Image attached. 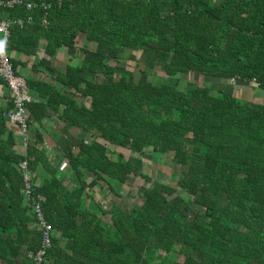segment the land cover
Here are the masks:
<instances>
[{
  "label": "trees",
  "instance_id": "1",
  "mask_svg": "<svg viewBox=\"0 0 264 264\" xmlns=\"http://www.w3.org/2000/svg\"><path fill=\"white\" fill-rule=\"evenodd\" d=\"M42 13L34 26L11 29L9 49L29 54L41 38L51 58L61 47L86 53L75 47L79 33L96 47L83 58L74 53L64 72L50 67L53 82L25 79L28 134L52 111L66 131L86 136H66L64 172L40 154L47 177L32 207L6 127L11 100L0 106V264H33L42 239L32 226L35 205L59 235L52 231L41 264H264V99L251 103L230 85L207 84L254 82L264 92V0H62L46 29L37 25ZM41 67L37 60L32 71ZM156 68L166 77L151 83ZM189 73L206 84L180 88ZM149 152L170 156L175 186L142 172ZM131 177L144 182L141 204L107 210L95 201L93 188L123 199Z\"/></svg>",
  "mask_w": 264,
  "mask_h": 264
},
{
  "label": "crops",
  "instance_id": "2",
  "mask_svg": "<svg viewBox=\"0 0 264 264\" xmlns=\"http://www.w3.org/2000/svg\"><path fill=\"white\" fill-rule=\"evenodd\" d=\"M28 4L30 5V7H28ZM61 4H62V0H23L21 4L14 5L13 7H2V9H0L1 10L0 18L7 21L9 25L8 26V37L5 42L4 48H5V52H7L9 56V60H10V64L12 65V68H13L12 60H16V62L18 63V65L16 66L17 70L13 68L14 73L16 75L23 77L24 79H35V80H41V81H46V82H49V81L53 82L54 74H51V71L48 70L50 67L54 68L55 70H58L59 72H64L65 65L67 63H70V61L73 60L72 56H74V53H77V58L79 57V55H81V58H83L85 55H90L91 51L95 49L96 47L95 43L94 42L88 43L82 33L78 34L75 47L78 50L81 48L87 49L86 53L80 52L77 50L74 51L73 49H67L65 47H61L56 53V55L53 58H51L46 55L44 51V45L46 44V42L41 38L39 39L37 48H34L33 46H28L27 49H28L29 54H26V53L16 54L13 50L7 47L6 44L8 42L11 29H14L17 27L19 30H23L26 27L34 26L36 24L35 23L36 18L34 17V14L38 10L42 11L43 13L37 25L43 29H46L49 24L46 18L48 12L53 7L55 6L59 7ZM18 7L23 8L27 12V15L25 17L7 18L6 11L14 10ZM37 60L43 61V63H45V67H41L39 71L33 72L32 66L35 64ZM72 62H75V61L73 60ZM0 82L2 83V85L0 84V106L4 108L9 103L8 102L9 99L11 100V103H12V99L10 97V92L8 91L6 87V84L3 83L2 81ZM88 104H89V99H86L84 102V105L88 106ZM6 117H7V114H6ZM28 120H29V114L27 116V122ZM6 125H7L6 127L9 130H11L14 139H16V143L13 147V151L23 157L21 162H25L28 165L29 161L32 158L37 157L38 163H35L36 167H34L33 172H30L28 170L29 184H30L29 199H27L24 196L23 178H22V190H21L23 196L25 197V200H28L32 204V207H33L35 203L39 204V201L37 200L38 195H35L34 192L37 189L38 190L41 189L44 178L47 177V172L43 168L42 161L38 158L40 154H43L48 158L49 163L53 167L57 168L58 173L64 172L68 166L67 160L64 158V151H65L64 149H65V144L67 142L66 136L68 137L75 136V138L77 139L81 135L86 136V132L80 131L78 128H71L66 131L64 127V123L60 121V119L58 118V115L53 113L52 111L47 117L42 119L38 124L37 122H34V125H35V128L33 127L34 131L30 132V136L32 137H30L28 134L25 144H23L22 138L18 135L17 128L9 124L8 118H7ZM38 135L40 136L39 141L36 140ZM90 140L92 139L90 138ZM97 141L103 143V141L99 138L97 139ZM30 147H33V151H31V154L29 153ZM28 154L32 156L28 157ZM67 182L68 181H65V183ZM99 184H102V182H99ZM20 189H21V184H20ZM95 190L102 192V190L100 191L99 189L93 188L94 195H95ZM41 214H42L43 220L46 223H48L43 216V212ZM33 215H34L35 221L33 222L32 226H36L35 229L38 230V227L36 225L37 217L34 212H33ZM49 225L51 226V224ZM53 233L55 234L56 238H59V235L57 234L58 232H55V230H53ZM40 241H41V234H40Z\"/></svg>",
  "mask_w": 264,
  "mask_h": 264
},
{
  "label": "rangeland",
  "instance_id": "3",
  "mask_svg": "<svg viewBox=\"0 0 264 264\" xmlns=\"http://www.w3.org/2000/svg\"><path fill=\"white\" fill-rule=\"evenodd\" d=\"M135 55L137 56L138 60L142 59L141 52H135ZM113 64L114 63L112 62V65ZM133 66L134 63L129 62L128 63L129 68L128 67L127 68L133 69ZM165 77H166L165 74L160 69L158 70L157 68L152 73L148 74V80L151 83L153 82L160 83L165 79ZM225 81L226 80L224 79H220V80L211 79L207 81V84L208 86H211L214 89H218L219 87H221L222 89L230 91V89L233 88V91H237L240 93V97L251 103H260L264 99V92L262 93L257 88V85L254 82H250L246 85H237V84L234 85V84H230L229 82H227L228 84H225ZM188 82H194L201 86H204L206 84L205 79L201 75L195 73H189L188 75L183 76V79L181 80L179 87L184 88V86ZM169 83L173 84L174 79H171ZM227 85H230L231 88L228 87ZM105 144L108 147V149L111 151V153H122L125 157H130V153L127 149L117 148L109 145L108 143ZM148 155L150 157L146 156L144 158H141L142 172L148 175L154 181L169 184L170 186H175L176 185L175 180L172 177V173L174 170H172L171 168L170 156L158 157L153 155L152 158L150 152L148 153ZM143 186H144V182L142 179L138 177L137 178L131 177L129 178L127 185L123 186L124 187L123 189L125 190V192H127V194H124L123 199H121L120 197L113 196L107 189H105L104 191L102 190V192L95 190L94 197L96 199V202L99 203L101 207H104L107 210H109L110 205H115V204L120 205L122 203L124 205H127L128 207H131L133 204H138V205L141 204V200L137 197L139 196L137 193L139 188ZM169 200L175 202L177 201V198L175 195H173V196H169ZM106 219H108L107 216Z\"/></svg>",
  "mask_w": 264,
  "mask_h": 264
},
{
  "label": "built area",
  "instance_id": "4",
  "mask_svg": "<svg viewBox=\"0 0 264 264\" xmlns=\"http://www.w3.org/2000/svg\"><path fill=\"white\" fill-rule=\"evenodd\" d=\"M22 1L23 0H0V9H2V7H13L14 5L21 4ZM28 7H30L29 4ZM8 26V22L0 18V81L6 84L12 99V108L7 112L9 124L17 128V133L22 138L23 144H25L29 131L27 124V106L29 103L33 102V98L28 92L25 79L14 73L9 56L7 52H5L4 46L8 37ZM18 168L24 181V196L29 199L30 184L27 164L21 162ZM34 213L37 217L36 225L40 228L42 233V239L40 248L33 255H30V257L33 264H41L46 258L47 251L51 248V234L53 229L43 220L39 205H35Z\"/></svg>",
  "mask_w": 264,
  "mask_h": 264
}]
</instances>
